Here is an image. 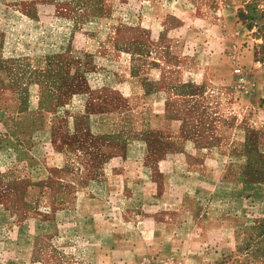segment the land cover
Instances as JSON below:
<instances>
[{"label": "crops", "instance_id": "0c3cea01", "mask_svg": "<svg viewBox=\"0 0 264 264\" xmlns=\"http://www.w3.org/2000/svg\"><path fill=\"white\" fill-rule=\"evenodd\" d=\"M86 2L0 0V174L5 181L10 162L28 173L11 187L4 217L19 226L0 234V264H38L44 213L51 223L42 236L74 264H264L247 247L246 198L225 192L234 140L222 132L199 145L184 118L168 116L181 87H196L216 73L210 61L224 60L221 20L175 0L130 2L92 24L110 35L88 36ZM120 15L147 30L143 41L120 39ZM205 25L221 38L200 54ZM23 61H46L49 84H39L35 64L25 87L21 70L12 80L1 65ZM78 77L93 84L66 96L64 83ZM20 189L25 210L13 208Z\"/></svg>", "mask_w": 264, "mask_h": 264}, {"label": "rangeland", "instance_id": "374dc122", "mask_svg": "<svg viewBox=\"0 0 264 264\" xmlns=\"http://www.w3.org/2000/svg\"><path fill=\"white\" fill-rule=\"evenodd\" d=\"M145 1L150 0H87L86 23L90 24L82 31L88 36L110 35L109 30L93 27L95 25L93 23L99 19L102 10L104 12L106 9L110 10L117 7L120 9V13H123L130 2L144 3ZM175 1L179 9L183 7L187 12L200 13L221 20L224 42L218 51L224 56V60L221 64L210 61V65L213 64L212 67L206 65L208 68H205L207 71L214 70L216 73L213 76L206 73L205 79H201L196 87L194 85L181 87L182 97L170 102L168 116L184 118L187 134L190 130L197 134L199 145L215 144L218 140V134L222 132L225 133V136L230 135V139L234 140L230 143L232 155L226 159V167L227 165L228 167L225 170L224 180L228 184L225 192L230 193L231 196L240 195L246 198L245 208L248 218L252 222V225L249 224L248 226L251 235L248 237L247 247H249V251L254 252L253 255L256 260L264 262V0ZM171 10L172 12L176 11L174 8ZM83 20L81 18V21ZM130 20L132 19L120 15L119 22L122 28H120L118 36L123 41L129 37L143 41L148 35L147 30L141 25V27L138 25L130 29L127 27V24H132ZM201 28L203 31L199 38L202 43L197 50L200 54H206L210 49L202 50L203 42L210 45L212 40L217 41L221 36L218 32L214 34L208 25ZM112 35L115 36L114 33ZM34 64L38 73L39 84H49L50 78L48 77L46 61L1 62L2 67L12 70V80H14L15 69L21 70L24 87L33 83L30 72L31 66ZM50 67L52 66L50 65ZM64 84L67 85L66 89L68 85L71 89V92L68 91L66 96L73 97L76 92L93 84V82H89L86 77H78ZM177 102L179 103L177 104ZM60 108L58 113L65 115ZM10 111L14 110L8 109L7 114H10ZM22 111L25 112L26 110L23 109ZM7 127L9 132H13L14 126L8 124ZM25 129L23 133L28 132L27 127ZM63 129L64 126L61 125V131ZM13 137L11 134L7 135L5 139L7 147L9 143L13 145ZM85 139L89 140V137L86 136ZM240 142L243 143L241 147L238 145ZM3 143L4 140L1 139V149L4 147ZM26 143L29 145L30 141H26ZM97 145L101 148L102 143ZM120 150L121 147L119 152ZM97 159L102 162L105 160V156H100ZM10 165L11 162L6 164V169L8 168L6 173L8 174L5 175V181L2 177L3 174H0V234L6 228L13 232L14 227L19 226L16 220L11 222L7 219L5 221L4 216L8 214V210L11 208L12 185L28 179L26 167ZM88 175H92V173ZM22 191L23 189H20L17 195V204L13 208L25 210V205L19 196V194L22 195ZM240 205L242 209L244 203ZM42 216L40 220L44 230L41 232L44 234L46 229L50 227L51 218L48 213H44ZM51 232H54L53 229ZM42 233L36 239V258L40 263L74 264V260L71 261L68 258L69 255L65 254V256L60 249L54 246L53 237L42 236ZM9 240L14 243L15 238L11 237L10 234ZM81 257L87 256L83 253ZM86 260L88 259L86 258ZM39 262L38 264H40Z\"/></svg>", "mask_w": 264, "mask_h": 264}, {"label": "built area", "instance_id": "2783aa9c", "mask_svg": "<svg viewBox=\"0 0 264 264\" xmlns=\"http://www.w3.org/2000/svg\"><path fill=\"white\" fill-rule=\"evenodd\" d=\"M236 72H239V70H236Z\"/></svg>", "mask_w": 264, "mask_h": 264}]
</instances>
